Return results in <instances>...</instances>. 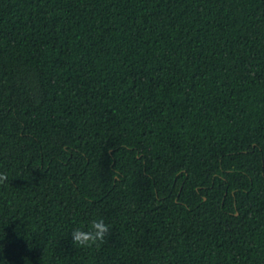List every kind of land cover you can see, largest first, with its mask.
<instances>
[{
	"label": "trees",
	"instance_id": "16d2710c",
	"mask_svg": "<svg viewBox=\"0 0 264 264\" xmlns=\"http://www.w3.org/2000/svg\"><path fill=\"white\" fill-rule=\"evenodd\" d=\"M0 172V264H264V0H0Z\"/></svg>",
	"mask_w": 264,
	"mask_h": 264
},
{
	"label": "clouds",
	"instance_id": "9594fccd",
	"mask_svg": "<svg viewBox=\"0 0 264 264\" xmlns=\"http://www.w3.org/2000/svg\"><path fill=\"white\" fill-rule=\"evenodd\" d=\"M8 174L0 172V184L8 182ZM110 234V225L103 218L92 219L87 227L79 226L72 230L71 241L77 248L99 247Z\"/></svg>",
	"mask_w": 264,
	"mask_h": 264
}]
</instances>
